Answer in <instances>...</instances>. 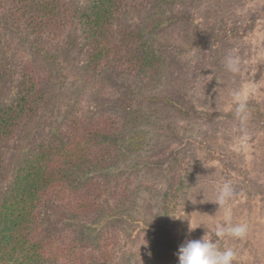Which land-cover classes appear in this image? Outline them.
<instances>
[{
	"label": "rangeland",
	"instance_id": "obj_1",
	"mask_svg": "<svg viewBox=\"0 0 264 264\" xmlns=\"http://www.w3.org/2000/svg\"><path fill=\"white\" fill-rule=\"evenodd\" d=\"M74 1L82 7L91 4ZM7 3L0 0V8ZM186 3V8L170 7L161 15L129 18L147 40H156L162 56L163 71L152 80L90 73L79 28L51 48L0 16V60L7 84L3 103L11 104L18 94L17 66L25 56L40 59L53 90L47 113L1 150L7 157L2 187L12 182L30 149L73 115L116 117L128 124L124 139L134 138L139 145L111 173L132 179L131 205L83 218L48 203L43 216L51 232L77 235L95 246L118 235L119 256L113 264H178L176 253L186 240L201 239L208 231L215 239L212 229L218 223H244L248 231L243 239L226 237L219 244L235 249L234 264H264V0ZM233 49L241 58L235 76L222 65ZM241 88L250 109L243 131L229 95ZM178 165L190 173L171 215L163 211L162 199ZM224 181L231 182L235 195L219 209L212 200ZM189 223H204L208 230L201 225L189 232Z\"/></svg>",
	"mask_w": 264,
	"mask_h": 264
},
{
	"label": "trees",
	"instance_id": "obj_2",
	"mask_svg": "<svg viewBox=\"0 0 264 264\" xmlns=\"http://www.w3.org/2000/svg\"><path fill=\"white\" fill-rule=\"evenodd\" d=\"M186 2L91 0L90 6L82 7L74 0H9L0 8V16L12 28L44 40L51 48L60 47L79 28L90 73L152 80L163 71L162 56L155 49L156 40H147L129 18L152 12L161 15L175 6L186 8ZM24 60L17 66H21L18 94L8 105L3 103L7 84L0 60V264H113L119 256L118 235L103 238L95 246L77 235L53 233L45 225L44 208L52 203L86 218L105 209L111 213L112 208L129 207L134 197L132 179L111 173L132 146L138 149L139 145L134 138L124 139L127 122L104 114L73 115L30 149L12 182L2 187L7 157L1 150L15 143L52 105L51 74L39 58L25 56ZM189 173L180 165L172 172L162 199L166 214L172 215L180 204Z\"/></svg>",
	"mask_w": 264,
	"mask_h": 264
},
{
	"label": "clouds",
	"instance_id": "obj_3",
	"mask_svg": "<svg viewBox=\"0 0 264 264\" xmlns=\"http://www.w3.org/2000/svg\"><path fill=\"white\" fill-rule=\"evenodd\" d=\"M222 65L225 71L235 75L241 72V58L236 50L228 51L223 60ZM246 90L234 89L230 92L232 103V114L238 121L241 130L243 131L247 121L250 118V109L245 99ZM203 192V190H201ZM235 195L231 182L224 181L217 185L215 198L212 202L218 204L219 209H223ZM203 225L204 223L193 225L189 223V232ZM248 231L247 224L244 223H218L212 229L213 239L209 236V231L201 239L186 240L182 243L176 253L178 264H234L237 260V252L232 247H221L220 240L227 238L243 239Z\"/></svg>",
	"mask_w": 264,
	"mask_h": 264
}]
</instances>
